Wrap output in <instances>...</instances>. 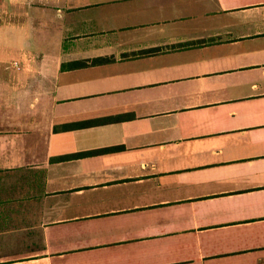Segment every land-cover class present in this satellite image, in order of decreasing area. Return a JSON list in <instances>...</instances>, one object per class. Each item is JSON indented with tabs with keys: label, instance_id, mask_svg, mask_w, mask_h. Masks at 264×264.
<instances>
[{
	"label": "crops",
	"instance_id": "crops-1",
	"mask_svg": "<svg viewBox=\"0 0 264 264\" xmlns=\"http://www.w3.org/2000/svg\"><path fill=\"white\" fill-rule=\"evenodd\" d=\"M0 20V264H264V0Z\"/></svg>",
	"mask_w": 264,
	"mask_h": 264
},
{
	"label": "rangeland",
	"instance_id": "rangeland-1",
	"mask_svg": "<svg viewBox=\"0 0 264 264\" xmlns=\"http://www.w3.org/2000/svg\"><path fill=\"white\" fill-rule=\"evenodd\" d=\"M10 60H12V57H9Z\"/></svg>",
	"mask_w": 264,
	"mask_h": 264
},
{
	"label": "built area",
	"instance_id": "built-area-1",
	"mask_svg": "<svg viewBox=\"0 0 264 264\" xmlns=\"http://www.w3.org/2000/svg\"><path fill=\"white\" fill-rule=\"evenodd\" d=\"M0 25H1V20H0Z\"/></svg>",
	"mask_w": 264,
	"mask_h": 264
}]
</instances>
